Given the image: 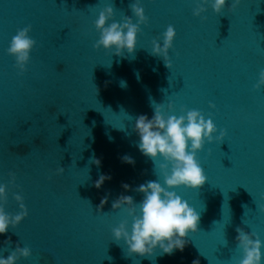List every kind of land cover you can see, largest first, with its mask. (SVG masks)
<instances>
[{"label": "water", "instance_id": "obj_1", "mask_svg": "<svg viewBox=\"0 0 264 264\" xmlns=\"http://www.w3.org/2000/svg\"><path fill=\"white\" fill-rule=\"evenodd\" d=\"M130 3L0 0V183L5 211L18 212L14 194L27 211L0 235V255L19 245L30 256L16 264H235L240 227L261 240L264 264V85L253 88L264 68V0H240L235 7L226 0L220 13L203 5L199 16L192 15L198 0H140L146 24L133 52L117 57L93 49L99 10L111 4L113 20L128 16L135 23ZM169 25L175 31L170 68L150 54L151 41L159 43ZM26 26L35 45L18 75L6 49ZM169 101L174 114L183 107L211 117L225 136L197 153L204 184L175 189L199 214L183 251L129 255L123 240L111 237V228L127 218L111 204L119 195L139 202L142 194L132 189L157 178L153 162L135 147L132 125L138 115L151 118L152 103L166 111ZM125 154L133 165L121 162ZM100 174L111 179L97 189Z\"/></svg>", "mask_w": 264, "mask_h": 264}, {"label": "clouds", "instance_id": "obj_2", "mask_svg": "<svg viewBox=\"0 0 264 264\" xmlns=\"http://www.w3.org/2000/svg\"><path fill=\"white\" fill-rule=\"evenodd\" d=\"M225 3L226 0H198L192 15L199 16L205 11L203 5H208L214 13H220ZM239 3L240 0H232L229 7H235ZM129 8L135 17V23L128 16H122L119 22L113 20L111 4H106L99 10L93 21V27L98 33V38L92 45L93 49L102 48L117 57L125 52H133L140 25L146 24V17L140 0H132ZM29 31L30 26L18 29L6 49V53L14 58L18 75L25 71L29 53L35 45V41L28 35ZM174 36V28L169 25L161 34L159 43L156 39L151 41L150 54L161 57L165 67L169 68L171 65L168 50L172 47ZM262 85L264 68L260 69L253 88L258 89ZM121 86H124L123 81ZM151 106V118L146 114L136 116L132 129L137 136V151L153 162L157 178L147 180L132 189L142 194L139 202L134 203L129 195H119L111 204L113 210H121L127 217L111 228V237L117 244L123 240L129 255L151 256L155 249H159L162 255L183 251L187 243L185 236L196 231L199 214L175 189H196L204 184L207 177L197 159V153L206 142H219L225 136L224 129L221 128L217 134V127L211 117L205 118L198 110H185L181 107L182 114L177 115L173 113V104L170 101L166 105V111L163 103H152ZM212 107L210 103L209 108ZM120 160L122 163L134 164L132 157L127 154L121 156ZM92 163L99 166L100 161L93 159ZM62 171V168L58 169V172ZM9 175L12 176L11 173ZM110 179V175L100 174L93 187L99 189L105 180ZM129 187L127 183H121L124 191H128ZM13 199L19 209L16 214L5 211L3 205L6 200V186L0 183V235H4L10 226L15 227L27 215L22 197L14 194ZM107 199V194L100 199L97 212ZM261 199L264 200V196ZM259 210L264 212V205H260ZM235 232L236 248L240 251V258L235 264H261L262 244L257 234L252 231L246 233L240 227H236ZM9 242L7 238L4 241L5 244ZM224 243L225 240L222 244ZM29 256L30 249L27 246L16 245L7 257L0 255V264H16L20 258ZM192 264H199V261L193 260Z\"/></svg>", "mask_w": 264, "mask_h": 264}]
</instances>
